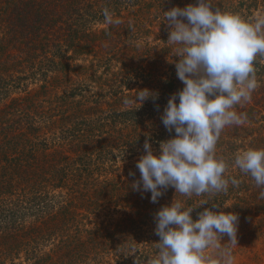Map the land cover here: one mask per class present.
<instances>
[{
    "label": "trees",
    "instance_id": "obj_1",
    "mask_svg": "<svg viewBox=\"0 0 264 264\" xmlns=\"http://www.w3.org/2000/svg\"><path fill=\"white\" fill-rule=\"evenodd\" d=\"M195 2L0 0V264H153L154 216L173 199L194 207V220L205 208L236 213L243 243L264 237V187L233 165L264 148V57L257 88L234 108L245 122L226 126L216 146L238 186L191 198L169 187L156 203L132 188L145 141L158 154L175 135L161 121L183 88L164 13ZM211 3L264 16V0ZM105 9L121 22L106 23ZM145 88L158 95L140 105ZM101 215L119 217L93 224Z\"/></svg>",
    "mask_w": 264,
    "mask_h": 264
},
{
    "label": "clouds",
    "instance_id": "obj_2",
    "mask_svg": "<svg viewBox=\"0 0 264 264\" xmlns=\"http://www.w3.org/2000/svg\"><path fill=\"white\" fill-rule=\"evenodd\" d=\"M164 16L170 27L167 41L178 45L175 67L183 83L161 116L167 131L175 135L160 142L158 154L145 141L144 154L136 162L140 177L132 188L150 193L152 203L169 187L189 198L226 193L229 185L236 187L240 181L225 175L229 164L216 156V146L226 126L246 120V114L234 108L257 88L255 62L264 57V16L247 21L213 9L211 0L174 6ZM104 17L110 25L121 22L108 9ZM157 95L145 88L135 99L142 105ZM233 165L264 187V148L237 154ZM193 208L173 199L155 213L159 255L153 264H205L209 248L218 250L220 264H232L231 247H221V238L227 235L232 245L238 244V215L205 208L194 220Z\"/></svg>",
    "mask_w": 264,
    "mask_h": 264
},
{
    "label": "rangeland",
    "instance_id": "obj_3",
    "mask_svg": "<svg viewBox=\"0 0 264 264\" xmlns=\"http://www.w3.org/2000/svg\"><path fill=\"white\" fill-rule=\"evenodd\" d=\"M119 215H101L100 217H92L93 224H100L103 221L118 218ZM241 229L238 226L237 229V243L232 245L228 239L227 235L222 236L221 238V247L225 245L230 246L232 250V264H264V237L258 240L243 243L240 239ZM207 257H217L218 250L209 248L206 250Z\"/></svg>",
    "mask_w": 264,
    "mask_h": 264
}]
</instances>
